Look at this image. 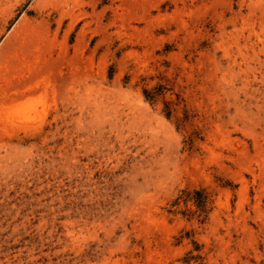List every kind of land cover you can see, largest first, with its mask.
Instances as JSON below:
<instances>
[{
	"label": "rangeland",
	"instance_id": "obj_1",
	"mask_svg": "<svg viewBox=\"0 0 264 264\" xmlns=\"http://www.w3.org/2000/svg\"><path fill=\"white\" fill-rule=\"evenodd\" d=\"M21 20L0 80L62 79L0 105V264H264V0H0V46Z\"/></svg>",
	"mask_w": 264,
	"mask_h": 264
},
{
	"label": "bare ground",
	"instance_id": "obj_2",
	"mask_svg": "<svg viewBox=\"0 0 264 264\" xmlns=\"http://www.w3.org/2000/svg\"><path fill=\"white\" fill-rule=\"evenodd\" d=\"M26 30V24L24 23V20L20 23H17L13 27V29L7 35L5 42L0 46V58L3 57L12 60V49H21L22 46L25 44L24 40H26L27 35ZM30 33L31 32H29V34ZM56 67L57 66L55 65V71H51L50 75L47 76L43 75L45 72L43 68L39 66L33 71H30L28 76L16 79L14 82H12V77H6L4 79L2 78L0 80V105L10 103L12 102V100L15 101L30 97L35 93L42 91L43 88L48 84L56 86L58 82L62 79L61 74L56 71ZM40 76H42V78H40Z\"/></svg>",
	"mask_w": 264,
	"mask_h": 264
}]
</instances>
